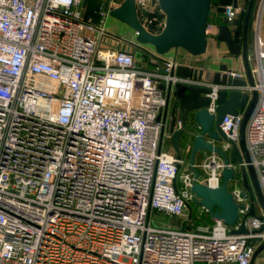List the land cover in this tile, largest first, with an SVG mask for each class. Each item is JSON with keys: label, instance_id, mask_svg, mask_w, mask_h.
Masks as SVG:
<instances>
[{"label": "built area", "instance_id": "obj_1", "mask_svg": "<svg viewBox=\"0 0 264 264\" xmlns=\"http://www.w3.org/2000/svg\"><path fill=\"white\" fill-rule=\"evenodd\" d=\"M122 1L100 0L89 12L84 0H0V264H250L264 242V208L255 200L250 214L240 172L248 163L205 151L195 161L197 181L213 188L225 167L234 169L228 188L240 215L233 226L196 225L190 144L180 158L161 148L170 133L157 120L168 102L159 83L211 86L213 113L221 88L258 91L245 138L264 196V40L257 36L254 85L171 76L177 53L110 31V11ZM135 4L145 27L160 32L165 18L157 21L150 0ZM238 9L227 4L225 16ZM242 117L221 122L227 153ZM155 212L183 217L185 227L155 224ZM241 226L245 233L233 232Z\"/></svg>", "mask_w": 264, "mask_h": 264}, {"label": "water", "instance_id": "obj_2", "mask_svg": "<svg viewBox=\"0 0 264 264\" xmlns=\"http://www.w3.org/2000/svg\"><path fill=\"white\" fill-rule=\"evenodd\" d=\"M87 0H84L85 6ZM245 9L239 16L232 19L224 17L218 24L216 39L226 44L232 58L241 59L243 75L233 76L228 73L231 68L206 69L202 66L185 63L174 64L169 74L180 77H191L216 85H254L255 80L249 61V42L251 38V18L256 0H248ZM160 9L165 14V24L160 32L148 30L139 18L135 0H123L119 6L110 11V16L127 25L134 32V39L139 44L151 46L158 54H167L172 50L184 49L192 56H201L207 52L209 40L207 28L212 0H158ZM233 6L238 7V0H233ZM236 30H240L241 40L235 37ZM239 67V66H238ZM235 71L239 68H235ZM161 74L167 70L160 68ZM159 87L166 90L168 102L163 113L157 120H163L165 130L170 133V140L175 151V156L180 158L183 154L185 142L190 144L189 165L195 180L191 190L196 198L194 202L206 208L210 216L233 226L239 220V205L235 202L228 188V182L235 177L233 168L227 166L222 172V183L213 188L197 181L199 170L194 166L201 152L219 154L229 163H241L245 160L248 164L241 166L240 172L243 185L252 202L250 214H255V200L264 208V196L257 178L251 157L246 145L245 130L247 122L258 100V91L242 92L239 89H224L217 91V105L215 113L207 107L210 104L212 87L194 83L176 82L166 86L160 82ZM243 113L238 142H232L230 154L221 147L224 140H228L221 128L225 115ZM182 121V127H177V121ZM230 141V140H229ZM190 215L192 206L188 204ZM236 233H245L246 228L241 226L233 230ZM264 251V242L254 252L252 261Z\"/></svg>", "mask_w": 264, "mask_h": 264}, {"label": "crops", "instance_id": "obj_3", "mask_svg": "<svg viewBox=\"0 0 264 264\" xmlns=\"http://www.w3.org/2000/svg\"><path fill=\"white\" fill-rule=\"evenodd\" d=\"M247 1L248 0H240L238 4V7H239L238 16H239L240 11L242 9H245V5L247 4ZM150 2L153 6V16L156 17L157 21L164 19L165 14L160 9L158 0H150ZM232 3H233V0H212L209 20H208L209 25L207 28V36L209 40L207 52L203 54L202 56H199L201 58H198V57L195 58L189 53L187 54L185 52H180L182 59H183L182 61L183 63L202 66L206 69H213V70L220 69L221 67L231 68V69L239 68V70L243 72L241 59L232 58L228 52V48L226 44L215 38L218 24L222 23L223 18L225 17V12H224L225 6L227 4H232ZM260 4H261V0H257L256 6H255V9L253 10L254 12L251 18V38L249 42L250 65H252L255 60V44H256L257 36H259L260 39L264 40V4L262 6V11L259 13L258 11H259ZM258 13H259V16H258ZM152 29L153 30L156 29V26L153 25ZM121 30L124 31L125 29L121 27ZM121 30L118 31L116 29H110L111 32H115L116 34L121 35L122 37L129 38L127 37L128 35H124V33L122 34ZM241 35H242L241 31L236 30L235 37L237 40H241ZM178 52L179 50L171 51L170 54H175V53L178 54ZM168 142L169 144H166ZM161 148L164 151H167L171 154L175 153L170 138L168 139L167 137H165L163 139V144ZM202 155H203V152L199 154V156H202ZM188 156L189 154H187L185 158H187ZM188 215H189V210L186 209L184 217H188ZM191 216H192V213H191ZM180 218L184 224L185 219L183 217H180ZM215 264H222V263H215ZM231 264H234V263H231Z\"/></svg>", "mask_w": 264, "mask_h": 264}, {"label": "rangeland", "instance_id": "obj_4", "mask_svg": "<svg viewBox=\"0 0 264 264\" xmlns=\"http://www.w3.org/2000/svg\"><path fill=\"white\" fill-rule=\"evenodd\" d=\"M256 2H257V0H256ZM256 2H255V6H256ZM95 6L96 5L89 7V12H91ZM255 6H254V9H255ZM107 23H108V27L110 29H116V30L120 31L121 27L124 28L125 29L124 31L121 30L122 34L124 33V35H128L127 37H129V39L134 40V32L124 23L120 22L119 20H117L113 17H110L108 19ZM125 31H127V32H125ZM178 50H179V52L177 54V57H178V59L183 61L180 52H185L187 54H188V52L185 51L184 49H178ZM172 51H174V50H172ZM138 54L142 58H145V59L150 58V55L142 49L139 50ZM196 57L201 58L199 56H195V58ZM166 144H169V142ZM181 170H184V165L181 167ZM191 205L193 206L192 221H194L196 225L204 224V223H212L214 221L213 218L210 216V214H208L206 212H202L201 215L199 216L200 208H198V205L195 204L194 202H192ZM153 221L155 224L163 225L166 227H181V228L185 227V224H183V222L181 221L180 216L165 215L163 213L155 212L154 217H153ZM192 227H193L192 225H189V228H192ZM254 264H264V251L262 253H260L255 258Z\"/></svg>", "mask_w": 264, "mask_h": 264}, {"label": "trees", "instance_id": "obj_5", "mask_svg": "<svg viewBox=\"0 0 264 264\" xmlns=\"http://www.w3.org/2000/svg\"><path fill=\"white\" fill-rule=\"evenodd\" d=\"M100 0H87V4H86V6H87V8H89V7H91V6H94V5H96V4H98V2H99ZM248 3V2H247ZM246 6H247V4L245 5V8H246ZM88 11V10H87ZM141 49V48H140ZM186 160L187 161H189V156L186 158ZM213 220H214V218H213Z\"/></svg>", "mask_w": 264, "mask_h": 264}]
</instances>
